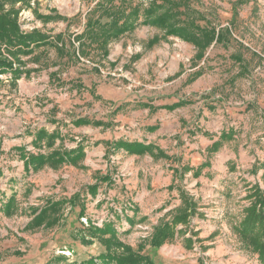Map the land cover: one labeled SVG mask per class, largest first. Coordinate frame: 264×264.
<instances>
[{
    "label": "rangeland",
    "instance_id": "rangeland-1",
    "mask_svg": "<svg viewBox=\"0 0 264 264\" xmlns=\"http://www.w3.org/2000/svg\"><path fill=\"white\" fill-rule=\"evenodd\" d=\"M189 1L202 15L199 24L224 36L200 62L190 44L174 37L149 46L159 33L147 26L112 42L105 59L77 60L69 36L83 31V15L93 3L39 0L19 12L25 32L61 33L67 50L58 56L42 47L35 58L23 57V75L14 86L0 76V264H79L103 252L96 240L82 245L89 225L110 221L121 241L137 250L166 213L180 206L179 190L197 202V215L183 235L158 249L146 246L143 255L155 264H260L233 229L252 186L264 190V0ZM34 11L82 16L44 26ZM180 101L175 110L162 108ZM77 119L101 125L74 126ZM39 129L60 134L53 149L82 141L81 166L27 172L16 149L51 151L44 143L34 146ZM228 131L232 140L208 154L207 147ZM118 140L152 144L170 159L109 152L105 143ZM205 162L209 166L195 176ZM105 175L110 183L99 182ZM94 184L92 196L87 188ZM13 194L18 211L7 217L2 206ZM73 197L74 205L66 204L53 228L25 230L46 199Z\"/></svg>",
    "mask_w": 264,
    "mask_h": 264
},
{
    "label": "trees",
    "instance_id": "trees-1",
    "mask_svg": "<svg viewBox=\"0 0 264 264\" xmlns=\"http://www.w3.org/2000/svg\"><path fill=\"white\" fill-rule=\"evenodd\" d=\"M36 1L39 0H0V76H8L6 80L13 86L23 75L22 69L25 67V63L22 61L23 57L35 58L37 55L34 52L42 47L54 48L58 56L66 54V44L61 33L50 35L48 32L38 29L26 32L22 30L18 14L23 8H30L31 3ZM83 1L93 3V7L83 15V31L69 36L68 40L72 55L77 60L91 56L105 59L109 54V45L112 42L132 33L141 26L154 28L159 33L148 41L149 46L174 37L194 48L196 51L194 58L197 62L204 58L206 51L211 46L224 41L222 30L217 31L216 28L208 24H199L203 18H197L202 15L190 6L189 0H137L136 3V0ZM34 16L46 26L57 19L72 22L82 15L77 14L71 19H65L58 15H43L34 11ZM102 19L105 21L101 22ZM232 59L234 62H241L238 56H232ZM200 73L199 70L195 76ZM27 75L26 73L25 76ZM2 83L3 81L0 80V86ZM182 104L184 102L180 101L162 108L172 111ZM143 106L148 107V105ZM73 125L100 126L101 123L77 119L73 121ZM262 129L264 132V118L262 119ZM34 137V146L40 148V144L44 143L46 148L51 151L42 154L27 153L21 148L16 149L27 172L36 173L44 168L56 171L63 166L79 167L85 159L86 153L82 141L72 149H53L56 140H61L57 131L49 133L45 129H39ZM232 137L233 134L230 131L222 132L218 140L207 147V153L218 152L223 143L232 140ZM105 145L109 152L113 153L123 151L134 156L150 155L154 158L170 159L161 149L152 144L145 145L137 141L118 140L113 143H105ZM208 166V162L203 163L194 171V175L198 176L199 172ZM182 170L188 172L190 168L183 167ZM262 170L261 178L264 185V164ZM174 172L178 171L174 170ZM99 182L110 183L111 180L105 175L99 178ZM97 188V184H94L89 186L87 191L90 195L95 196ZM169 188L172 189L171 186ZM75 198L58 201L46 199L42 207L33 211L34 217L25 230L53 228L58 223L59 216L66 204L73 206ZM246 198L250 200V203L244 207L243 215L233 230L242 247L255 254L260 264H264V190L255 184ZM179 199L180 206L166 213V215H170V219L165 220V215L153 227L151 234L138 244L137 250L121 241L113 222L103 223L100 228L90 224L86 237L82 239V245L91 246L96 240L103 252L91 255L79 264H155L149 256L142 254L144 248L149 246L158 249L166 243L173 242L185 233L191 219L197 215V202L192 197L179 190ZM2 211L7 217L17 213L15 194L11 195L3 204ZM129 222L132 224L131 220ZM187 240L191 242L190 239ZM14 254L19 255L20 253L14 252Z\"/></svg>",
    "mask_w": 264,
    "mask_h": 264
},
{
    "label": "built area",
    "instance_id": "built-area-1",
    "mask_svg": "<svg viewBox=\"0 0 264 264\" xmlns=\"http://www.w3.org/2000/svg\"><path fill=\"white\" fill-rule=\"evenodd\" d=\"M21 28H22V30H23V29H25V30H26V28H25V27H21ZM25 30H23V31H25ZM62 254H66V253H63V252H62Z\"/></svg>",
    "mask_w": 264,
    "mask_h": 264
}]
</instances>
